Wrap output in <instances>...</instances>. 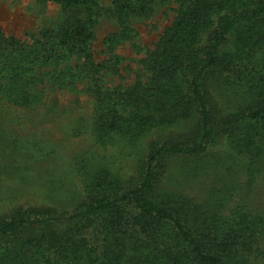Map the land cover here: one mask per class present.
Listing matches in <instances>:
<instances>
[{
    "label": "trees",
    "instance_id": "16d2710c",
    "mask_svg": "<svg viewBox=\"0 0 264 264\" xmlns=\"http://www.w3.org/2000/svg\"><path fill=\"white\" fill-rule=\"evenodd\" d=\"M47 1L86 15L30 46L0 30V102L14 95L38 103L46 91H75L82 82L96 137L144 134L146 156L127 183L91 178L72 210L35 203L0 216V264H264V213H224L160 191L170 157L197 159L229 146L250 167L261 162L264 0H177V17L142 60L148 80L128 87L106 82L119 73L122 58L113 51L133 36L128 28L106 39L111 52L97 63L91 44L99 0ZM114 4L122 20L147 10L146 0ZM29 85L42 87L28 98ZM230 90L238 95L231 110L222 104ZM191 115V134L172 127Z\"/></svg>",
    "mask_w": 264,
    "mask_h": 264
},
{
    "label": "rangeland",
    "instance_id": "374dc122",
    "mask_svg": "<svg viewBox=\"0 0 264 264\" xmlns=\"http://www.w3.org/2000/svg\"><path fill=\"white\" fill-rule=\"evenodd\" d=\"M115 1H98L93 15V58L97 63L106 61L111 52L106 39L127 27L133 36L113 51L122 58L119 73L107 76L106 82L123 87L145 83L149 74L142 60L174 22L179 3L146 0L145 13L122 20L114 13ZM84 12L47 0H0V30L30 46L69 20L82 18ZM86 86L80 82L75 91H46L38 103H22L14 95V101L0 102V216L35 203L48 204L59 211L72 210L82 200V192L90 188L94 176L107 174L127 183L140 174L149 137L97 138L96 112ZM41 87L29 85L27 97H34ZM223 95L226 100L222 104L229 110L238 104V95L233 91H223ZM195 125L196 118L191 115L172 127L189 135ZM155 132L161 134L159 129ZM218 151L197 159L167 158L160 191L224 213L239 207L248 213L263 214L264 156L250 167L249 160L229 146Z\"/></svg>",
    "mask_w": 264,
    "mask_h": 264
}]
</instances>
